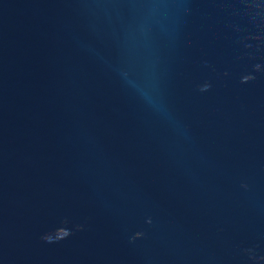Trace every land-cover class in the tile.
Masks as SVG:
<instances>
[{
    "label": "water",
    "instance_id": "water-1",
    "mask_svg": "<svg viewBox=\"0 0 264 264\" xmlns=\"http://www.w3.org/2000/svg\"><path fill=\"white\" fill-rule=\"evenodd\" d=\"M0 264H264V0H0Z\"/></svg>",
    "mask_w": 264,
    "mask_h": 264
},
{
    "label": "clouds",
    "instance_id": "clouds-1",
    "mask_svg": "<svg viewBox=\"0 0 264 264\" xmlns=\"http://www.w3.org/2000/svg\"><path fill=\"white\" fill-rule=\"evenodd\" d=\"M68 234H70V233H66V235H68ZM66 235H65V237H66ZM65 237H61V238H65ZM43 239L45 241H52L53 239H57L58 240V238L56 236H46Z\"/></svg>",
    "mask_w": 264,
    "mask_h": 264
}]
</instances>
